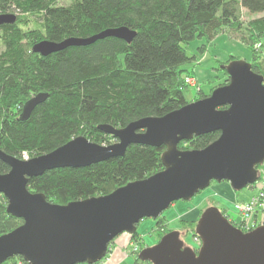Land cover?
<instances>
[{
    "label": "trees",
    "instance_id": "obj_1",
    "mask_svg": "<svg viewBox=\"0 0 264 264\" xmlns=\"http://www.w3.org/2000/svg\"><path fill=\"white\" fill-rule=\"evenodd\" d=\"M243 10L260 15L245 21ZM4 13H12L16 19L0 25V149L20 159L24 153L30 159L53 151L79 135L108 145L115 138L100 131L99 124L124 127L141 117L161 116L182 107L189 102L183 94L190 86L185 77L195 75L183 65L196 58L187 55L184 45L196 37L211 43L222 33L236 35L252 49L251 68L264 78V0H67L66 4L0 0V14ZM120 26L135 32L130 42L109 36L48 55L32 48L41 40L60 42ZM234 58L238 57L221 62L224 79L210 92L226 83L225 68ZM198 93L199 98L207 95ZM41 94L47 96L23 119L24 105ZM218 135V130L195 135L179 142L178 148H203ZM163 149V145L130 144L122 156L86 167L47 170L31 177L27 187L60 204L108 194L161 170ZM9 170L0 158V173ZM6 204L0 194V236L22 223L6 211ZM201 210L193 219H181L184 228H192V236H196ZM230 222L245 230L234 220ZM156 227L160 238L172 230L164 217L156 220ZM136 235L138 232L130 239ZM135 260L148 262L138 256ZM18 261L28 264L21 256L0 264Z\"/></svg>",
    "mask_w": 264,
    "mask_h": 264
},
{
    "label": "water",
    "instance_id": "obj_2",
    "mask_svg": "<svg viewBox=\"0 0 264 264\" xmlns=\"http://www.w3.org/2000/svg\"><path fill=\"white\" fill-rule=\"evenodd\" d=\"M15 19L12 13L0 14V25ZM134 35L120 26L60 42L41 40L32 48L48 55L109 36L130 42ZM225 69L228 80L224 85L178 109L141 117L124 127L99 124L100 131L114 136V143H95L79 135L30 159L0 149V158L10 168L0 173V194L6 198V211L22 221L0 236V263L21 256L28 264H99L117 235H133L140 220L158 218L176 200L187 201L213 181H228L234 191L255 183L264 162V78L246 59L234 58ZM46 96L30 98L21 117L27 119ZM216 130V140L203 148H178L181 141ZM130 144L163 145V168L108 194L66 204L53 203L27 187L31 177L47 170L86 167L122 156ZM199 214L195 223V234L201 239L198 248L186 246L179 230L172 229L145 246L138 259L151 264H264V224L241 230L215 205Z\"/></svg>",
    "mask_w": 264,
    "mask_h": 264
},
{
    "label": "rangeland",
    "instance_id": "obj_3",
    "mask_svg": "<svg viewBox=\"0 0 264 264\" xmlns=\"http://www.w3.org/2000/svg\"><path fill=\"white\" fill-rule=\"evenodd\" d=\"M58 2L66 4L67 0H58ZM257 14L258 13L254 15L248 14L245 12V10H243L241 15L242 19L246 21L248 19L254 18V16L256 17ZM229 35L230 33L227 32L219 34L212 39L213 41L211 43L207 42L204 37H196L190 40V43L184 45L185 52H187V55H189L190 57L191 55H195L196 57L195 60H191V62L183 65V68L187 69L189 72L193 71V73H195L196 78V85L189 86L183 91V94L189 102L199 98L198 91H202L204 94L208 95L210 93L209 90L214 85H217L222 82V80L224 79V74L222 72L223 69L221 62H224L231 56H237L238 58L244 60L246 59L248 61L252 60V49H250V47L246 43H244L240 38H237L236 35ZM262 41H264V36L262 38ZM201 44H205L202 52L199 51V47L201 46ZM254 47L257 48V45ZM2 50L3 44L0 38V52ZM115 141L116 140L114 139L112 143H114ZM104 145L107 144L105 143ZM22 159L24 158L22 157ZM258 168L260 170L261 175L262 173L264 174V162ZM258 184L259 180L251 184L253 186L242 188L241 191H234L232 190L228 181H213L207 188L198 191L197 194H195L192 198L188 199L187 201L176 200V202H173L168 208H166L161 213V215H159L158 218L164 217L167 220V226H169L170 229L179 230L181 233L180 237L182 238L186 246L197 248V243L194 240L195 236H192V228L189 226L188 228H184L185 226H182L181 219L183 214L187 213V211L193 210L194 208H197L196 212H198L199 209H206L209 205L214 204L219 210H224L225 213H227L229 220L236 221L240 218V215L235 210V195L238 196V200H242L245 198L246 193H249L251 191H257L256 189ZM230 192L234 193V197H227L228 193L230 194ZM158 218L153 219L150 217H145L143 220H140L137 224L138 235H136L134 240L130 239L131 234L127 232H123L117 235L113 239L112 243L109 245L108 253L99 264L103 263V261L105 262L109 260L110 254L112 252L111 245L113 244L114 240L117 241L125 238L127 240L122 244V246H125L124 254L128 257L124 260L122 264L134 263L136 261V255L134 256V254L138 249H136V247L134 249V245H132L131 241L133 240L137 243L138 246L142 247L155 244L160 239V237H158V228L156 227V220ZM259 224L260 223H258V225ZM143 264L150 263L146 262Z\"/></svg>",
    "mask_w": 264,
    "mask_h": 264
},
{
    "label": "built area",
    "instance_id": "obj_4",
    "mask_svg": "<svg viewBox=\"0 0 264 264\" xmlns=\"http://www.w3.org/2000/svg\"><path fill=\"white\" fill-rule=\"evenodd\" d=\"M259 46V43L256 44ZM185 82L189 84L190 86L196 85V78L194 76H186ZM24 159H28L27 154L24 153L22 155ZM259 184L257 185V191H255L254 194H252L251 197H249L247 200H241L234 203L235 210L239 213V219H237L235 222L238 223L241 227L245 228V230H250L258 223L263 224L264 223V174L258 178ZM260 216L256 218L257 215ZM194 240L197 243V246L200 245L201 239L198 236H195ZM132 245H134V249L138 247L137 243L134 241H131ZM196 246V247H197ZM198 248V247H197ZM16 264H22L21 261L16 262Z\"/></svg>",
    "mask_w": 264,
    "mask_h": 264
},
{
    "label": "crops",
    "instance_id": "obj_5",
    "mask_svg": "<svg viewBox=\"0 0 264 264\" xmlns=\"http://www.w3.org/2000/svg\"><path fill=\"white\" fill-rule=\"evenodd\" d=\"M254 15V14H253ZM257 15H260V13H258ZM255 17V16H254ZM251 189V188H250ZM255 192L254 191H251L249 193H246L245 195V198L242 199V200H247L249 197H251L252 195L251 194H254ZM234 197V193H231L230 194L228 193L227 197ZM234 200H237V201H241V200H238V196L235 195L234 197ZM233 200V201H234ZM214 205V204H212ZM197 211V208H194L193 210H190V211H187V213H184L182 217H186V218H195L198 214ZM260 216L257 215L256 218H258ZM264 224V223H263ZM128 239H129V234H128ZM127 239H120V240H114L113 244L111 245V254H110V258L109 260L107 261H103V263L101 264H122L124 262V260L128 257V256H125L124 254V247L122 246V244L126 241Z\"/></svg>",
    "mask_w": 264,
    "mask_h": 264
},
{
    "label": "flooded vegetation",
    "instance_id": "obj_6",
    "mask_svg": "<svg viewBox=\"0 0 264 264\" xmlns=\"http://www.w3.org/2000/svg\"><path fill=\"white\" fill-rule=\"evenodd\" d=\"M143 248H144V247H142V246H138V247H137L138 250L135 252L134 256L136 255L135 257H137L138 254L141 252V250H142ZM132 264H141V263H140V262H137V260H136V261H135L134 263H132Z\"/></svg>",
    "mask_w": 264,
    "mask_h": 264
}]
</instances>
